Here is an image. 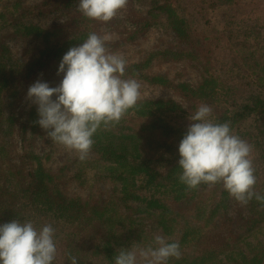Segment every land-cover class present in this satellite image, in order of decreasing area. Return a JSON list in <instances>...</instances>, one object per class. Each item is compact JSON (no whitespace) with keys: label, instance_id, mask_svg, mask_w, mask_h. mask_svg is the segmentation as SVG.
Wrapping results in <instances>:
<instances>
[{"label":"trees","instance_id":"obj_1","mask_svg":"<svg viewBox=\"0 0 264 264\" xmlns=\"http://www.w3.org/2000/svg\"><path fill=\"white\" fill-rule=\"evenodd\" d=\"M142 1H149L151 9L130 37L163 25L203 73L211 74L214 42L197 35L196 14L203 9L198 0ZM77 3L14 0L0 13V23L27 29L29 36L37 33L45 44L17 57L0 42V224L13 219L30 220L37 228L51 224L54 264H71L70 256L78 264H114L120 248L134 242L147 246L157 234L180 245L181 258L168 264H264V242L256 238L264 223V202L253 198L244 205L220 184L188 188L178 178V145L189 116L203 103L212 108L214 122H229L232 132L251 145L254 191L264 195V73L222 90L212 76L192 85L153 73L147 62L127 64L123 78L171 90L183 102L138 100L119 123L101 126L89 152L107 170L98 195L71 196L65 188L66 169L49 170L39 163L34 137L42 128L36 123L37 106L27 120L22 114L23 88L51 71L58 78L63 55L94 32L92 24L98 21L75 13ZM60 11L66 15L62 25L44 32L32 24ZM245 91L241 104L225 100Z\"/></svg>","mask_w":264,"mask_h":264},{"label":"clouds","instance_id":"obj_2","mask_svg":"<svg viewBox=\"0 0 264 264\" xmlns=\"http://www.w3.org/2000/svg\"><path fill=\"white\" fill-rule=\"evenodd\" d=\"M127 2L78 0L76 7L86 18L108 22ZM109 39L107 34L89 33L63 55L57 86L38 79L27 91V98L37 106L36 123L53 143L78 153L80 160L87 158L101 126L119 123L141 96L140 83L123 78L127 61L109 51ZM211 115L212 108L202 103L189 116L191 123L178 145L180 182L188 188L220 184L244 205L253 198L264 202V195L254 191L251 145L232 132L229 122H214ZM54 235L51 224L37 228L32 221L19 219L0 224V264H54ZM69 258L71 264H78L76 257ZM171 258H181L179 243L157 234L147 246L134 242L120 248L114 264H168Z\"/></svg>","mask_w":264,"mask_h":264},{"label":"rangeland","instance_id":"obj_3","mask_svg":"<svg viewBox=\"0 0 264 264\" xmlns=\"http://www.w3.org/2000/svg\"><path fill=\"white\" fill-rule=\"evenodd\" d=\"M14 0H0V13ZM44 0H27L29 5L41 3ZM198 0L202 7L196 14L195 29L201 38H212L214 42V57L211 74H204L199 65L193 61L184 44L169 32L163 25H154L145 29L136 37L139 22L146 19L151 5L149 1L128 0L127 5L118 11L117 15L108 22L98 21L92 24L94 33L107 34L110 39L106 47L110 52L122 55L127 64L147 62L153 73L166 74L171 80L183 81L196 85L203 76L218 78L221 89L223 86L239 87L246 84V77L264 73V0ZM75 13L81 12L75 9ZM62 11L36 18L32 24L44 32L53 26L62 25L66 21ZM10 22V21H9ZM27 29L11 28L0 23V42L6 44L13 55L20 56L26 50L45 47L44 39L37 33L29 36ZM121 43H123L121 45ZM125 45V46H124ZM48 82L50 86L58 85L62 76L56 78L52 71L39 78ZM136 80V79H135ZM141 85L139 100L175 99L183 102L171 90L159 86H152L137 80ZM36 82V81H35ZM58 82V83H57ZM23 88L22 114L27 120L31 110L36 106L27 98L30 85ZM223 90V89H222ZM244 95L231 94V106L245 101ZM55 98V97H54ZM35 134L34 153L39 163L49 170L65 168V188L73 197L85 198L90 192L97 195L103 189L101 178L106 168L101 166L93 155L88 154L85 160H80L78 153L67 150L62 145L53 143L42 129ZM31 150V149H30ZM20 151V149H19ZM258 230L256 238L264 242V223Z\"/></svg>","mask_w":264,"mask_h":264}]
</instances>
